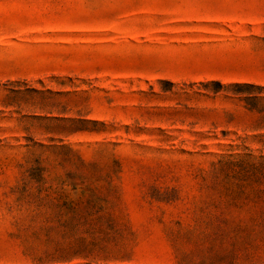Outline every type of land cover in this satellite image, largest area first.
I'll return each mask as SVG.
<instances>
[{
	"label": "rangeland",
	"instance_id": "rangeland-1",
	"mask_svg": "<svg viewBox=\"0 0 264 264\" xmlns=\"http://www.w3.org/2000/svg\"><path fill=\"white\" fill-rule=\"evenodd\" d=\"M261 161L264 0H0V264H264Z\"/></svg>",
	"mask_w": 264,
	"mask_h": 264
},
{
	"label": "trees",
	"instance_id": "trees-1",
	"mask_svg": "<svg viewBox=\"0 0 264 264\" xmlns=\"http://www.w3.org/2000/svg\"><path fill=\"white\" fill-rule=\"evenodd\" d=\"M219 87H222L218 84ZM234 87L239 88H254L253 85H234ZM248 164V163H247ZM249 168L252 169L253 172L257 173L258 175L264 176V161L258 162V163H251L248 164Z\"/></svg>",
	"mask_w": 264,
	"mask_h": 264
}]
</instances>
